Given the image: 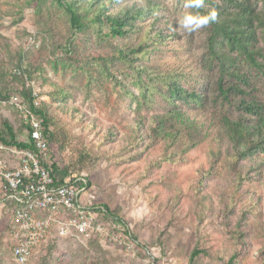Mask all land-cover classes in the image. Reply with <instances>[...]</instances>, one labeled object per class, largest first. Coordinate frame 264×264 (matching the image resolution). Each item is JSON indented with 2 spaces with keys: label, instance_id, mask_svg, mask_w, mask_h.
Wrapping results in <instances>:
<instances>
[{
  "label": "rangeland",
  "instance_id": "obj_1",
  "mask_svg": "<svg viewBox=\"0 0 264 264\" xmlns=\"http://www.w3.org/2000/svg\"><path fill=\"white\" fill-rule=\"evenodd\" d=\"M251 3L254 62L202 23L232 11L220 0H0L2 138L6 125L27 141L8 96L35 92L56 178L84 179L82 202L104 210L102 236L53 228L27 264H264V153L234 171L223 124L264 118V0ZM12 218L0 196V264H15Z\"/></svg>",
  "mask_w": 264,
  "mask_h": 264
},
{
  "label": "built area",
  "instance_id": "obj_2",
  "mask_svg": "<svg viewBox=\"0 0 264 264\" xmlns=\"http://www.w3.org/2000/svg\"><path fill=\"white\" fill-rule=\"evenodd\" d=\"M36 93L31 94L32 106L38 108ZM22 120L28 124L29 135L38 155L6 147L0 143V152L17 155L19 165L11 170L0 160V196L13 204L10 225L14 244L12 258L15 264H27L34 251L47 239L53 228L63 237L70 231L80 235H103V225L98 220L103 209L82 202L86 195V181L74 176L62 184L55 183L50 171L40 163H49L46 143L42 138V121L32 113L17 96H10ZM100 212V213H99Z\"/></svg>",
  "mask_w": 264,
  "mask_h": 264
},
{
  "label": "trees",
  "instance_id": "obj_3",
  "mask_svg": "<svg viewBox=\"0 0 264 264\" xmlns=\"http://www.w3.org/2000/svg\"><path fill=\"white\" fill-rule=\"evenodd\" d=\"M197 2V0H194ZM204 3H209L214 0H200ZM228 7H232L231 12H224L225 13V19L222 20H211L209 19L208 22L213 27L214 34H219L221 38L227 42L233 43L234 45H237L248 54V58L251 59V62H254L252 59L253 57L249 55V51L245 49V46L249 42H256V32L254 23H259L260 15L256 12L255 8L253 7L251 0H220ZM150 3V1H148ZM61 3V1H59ZM66 10V12L69 14V22L72 30L75 31H82L85 28L84 22L81 20V18L77 15V13L73 10V8L70 5H62ZM141 11V10H140ZM204 18H207L210 14V12H202ZM111 24L116 25V28L111 31L110 34L114 35H121L122 30L119 28L120 22L118 20H111L109 21ZM212 43L213 39L212 37L209 39V47L210 52L214 54V51L212 50ZM219 92L223 96L226 97L225 91L222 89V86L219 85ZM10 98V95L8 96V99ZM24 102V101H23ZM24 104L27 106V108L32 112L35 113L37 118L41 119L42 121V138L46 143V155L48 156V134L45 128L46 120L43 116V113L40 111V108L34 109L32 106V98H28L26 103ZM245 107L246 111H252L254 110V103H248V104H242ZM22 120V118L20 117ZM23 121V120H22ZM23 124L25 125L27 129V141L24 143H18L15 141L14 135L12 133V130L10 127L5 125V131L7 132V138H2V133L0 131V143L3 144L6 147H15L16 149L21 150H27L35 155H38V151L35 148L34 142L31 140L29 135V127L26 122L23 121ZM224 128L226 129V132L228 134L227 141L229 144V148L232 150L228 154L229 156V166L234 169V171H237V165L240 163V160L244 159L247 155H255L258 153H264V118H259L252 126H247L242 123H236L232 122L228 119H223ZM3 156H7L11 158V161H7L5 163V168L8 170L16 168L19 163L20 159L17 155L10 154L8 151L0 152V160L3 161ZM49 158V156H48ZM40 163L43 167L47 168L50 171V174L52 178L54 179L55 183L62 184L66 179L58 180L54 173V166L52 163L47 164L42 160V157L39 156ZM4 163V162H3ZM262 165L259 162L255 163V166L262 167ZM264 182V180H263ZM13 207L14 211V205L10 204ZM100 213V212H99ZM104 216V210L103 213L99 215V221L101 222V217ZM102 223V222H101Z\"/></svg>",
  "mask_w": 264,
  "mask_h": 264
},
{
  "label": "clouds",
  "instance_id": "obj_4",
  "mask_svg": "<svg viewBox=\"0 0 264 264\" xmlns=\"http://www.w3.org/2000/svg\"><path fill=\"white\" fill-rule=\"evenodd\" d=\"M200 0H197V4H199ZM216 17V12L213 10L207 18H205L202 23H207L209 19L214 20Z\"/></svg>",
  "mask_w": 264,
  "mask_h": 264
}]
</instances>
